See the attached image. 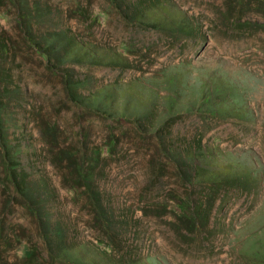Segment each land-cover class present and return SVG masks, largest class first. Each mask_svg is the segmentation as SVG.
Returning <instances> with one entry per match:
<instances>
[{
	"label": "rangeland",
	"instance_id": "rangeland-1",
	"mask_svg": "<svg viewBox=\"0 0 264 264\" xmlns=\"http://www.w3.org/2000/svg\"><path fill=\"white\" fill-rule=\"evenodd\" d=\"M0 134V264H264V0H0Z\"/></svg>",
	"mask_w": 264,
	"mask_h": 264
},
{
	"label": "trees",
	"instance_id": "trees-1",
	"mask_svg": "<svg viewBox=\"0 0 264 264\" xmlns=\"http://www.w3.org/2000/svg\"><path fill=\"white\" fill-rule=\"evenodd\" d=\"M21 5V24L24 26V29L26 31V40L30 43V46H32L33 48H41V43L42 42H38L37 41V38H36V35L34 34V24L32 23V16H31V13H30V9H27V7L24 9L23 8V5L20 3ZM135 12L136 13H139L140 16L143 17V19L145 20L146 17L149 15V12L147 11V9L144 7L142 1L138 2L136 5H135V8H134ZM167 30H171L170 27H168ZM180 32H183L182 29H179ZM45 42H46V46L44 47V51H42L41 49L38 51L40 56L42 55H45L46 57H53L56 59V61L58 62V64H64L65 63V60L67 58V56L71 53L72 56H74V58H76L75 60H79L78 58L79 57H86V58H91V59H94V60H97V57L96 56H92L88 53V51H85L83 50V48L77 44V42L70 36H68L65 32H61V33H58L56 34L53 38L51 39H45ZM77 50H82L83 53H80L78 54L76 51ZM102 62H107L109 64H122V60L121 58L117 57L116 55L111 57V56H105V57H102L101 59ZM52 69V67H51ZM65 79V84H69V80H66L68 78H66V76L64 77ZM67 88V86H66ZM70 88V87H69ZM71 89V88H70ZM1 134H0V144L2 146V148H6V144L3 145V143H1ZM4 153L6 155L5 156H10L7 151V149H5ZM66 154V153H65ZM69 155V154H68ZM74 168H75V174L77 175L78 177V180L79 182L81 183L80 185L81 186H84L86 189H89V182L90 180L88 179V174L84 171V162H79V161H76L73 163L72 165ZM5 171H6V176L8 177V182L9 184L15 189V191H21L22 189V186L21 184L19 183V181H17V177H18V174H17V168L16 167H12V166H6L5 165ZM21 171L23 172L24 170L21 169ZM207 178H210V177H207ZM209 180V179H208ZM215 181L217 179H214ZM213 182V181H212ZM214 184V183H213ZM215 185V184H214ZM27 194V193H26ZM28 195V200H30L29 202H34L38 197H39V190L37 189V187H34V190H30V192L27 194ZM40 200V199H39ZM38 204V206L43 203V201L41 202L40 200V203L39 202H36ZM29 206V205H28ZM30 208V207H29ZM33 209V208H32ZM30 212H35V214L38 216V218L40 217H43L44 213H42V207H38L36 209V211L34 210H31ZM34 214V213H33ZM34 214V215H35ZM182 217L185 219V221L188 223V224H191L192 226H195V222L197 221L195 219L196 216H194V213L190 211V206L189 205H184L182 206ZM205 214V213H204ZM96 215H97V218H95V222H101L102 219L100 217V213H97L96 212ZM197 215L198 217V221L202 222L204 221V218H206V214L205 216L204 215H201L199 212H197ZM42 220V225L44 226L43 227V230H44V241L45 242H49V234L51 236H54L56 238H58L59 241H61V238H60V235L59 233L57 232H54V231H51V225H50V222L48 220H44L43 221V218L41 219ZM106 224V223H105ZM50 232V233H49ZM53 237H51V240H52Z\"/></svg>",
	"mask_w": 264,
	"mask_h": 264
}]
</instances>
